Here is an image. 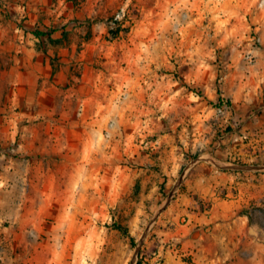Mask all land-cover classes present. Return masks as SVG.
<instances>
[{
  "label": "rangeland",
  "instance_id": "rangeland-1",
  "mask_svg": "<svg viewBox=\"0 0 264 264\" xmlns=\"http://www.w3.org/2000/svg\"><path fill=\"white\" fill-rule=\"evenodd\" d=\"M140 262L264 264V0H0V264Z\"/></svg>",
  "mask_w": 264,
  "mask_h": 264
},
{
  "label": "trees",
  "instance_id": "trees-1",
  "mask_svg": "<svg viewBox=\"0 0 264 264\" xmlns=\"http://www.w3.org/2000/svg\"><path fill=\"white\" fill-rule=\"evenodd\" d=\"M33 33H34L36 36H38V37H43V36H46V35H48V36H52L53 33H55V30H51V31L35 30ZM222 101H223V97L220 95V97H219V102L222 103ZM228 103H230V102H228ZM115 225H116L117 229H120V230H122L125 234L129 235V231H128V229L124 228V226H122V225H120V224H115ZM132 240H134V238H132ZM139 264H141V262H140Z\"/></svg>",
  "mask_w": 264,
  "mask_h": 264
}]
</instances>
